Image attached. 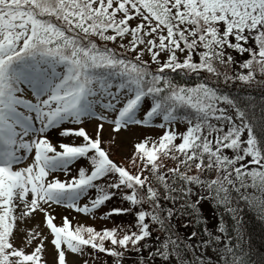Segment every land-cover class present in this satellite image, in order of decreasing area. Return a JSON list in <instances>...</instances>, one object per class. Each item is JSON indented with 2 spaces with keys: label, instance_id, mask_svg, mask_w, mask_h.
<instances>
[{
  "label": "snow or ice",
  "instance_id": "1",
  "mask_svg": "<svg viewBox=\"0 0 264 264\" xmlns=\"http://www.w3.org/2000/svg\"><path fill=\"white\" fill-rule=\"evenodd\" d=\"M254 83L264 0H0V264H48L45 241L54 264H264L239 207L264 219V103L221 90ZM134 126L163 134L129 170L111 155ZM37 214L49 235L18 246Z\"/></svg>",
  "mask_w": 264,
  "mask_h": 264
},
{
  "label": "rangeland",
  "instance_id": "2",
  "mask_svg": "<svg viewBox=\"0 0 264 264\" xmlns=\"http://www.w3.org/2000/svg\"><path fill=\"white\" fill-rule=\"evenodd\" d=\"M239 59V57H237ZM31 98L30 94L29 97ZM106 131L103 133L106 141L110 140L112 137L111 129L108 125H105ZM87 131L89 133H94L95 126L94 124H89L86 126ZM184 127L181 126L180 131H183ZM163 134V129L158 127H139L134 126L128 131H122L118 136H116V144L117 147L112 148L111 158L117 162L118 164H122V166L127 167L129 170L134 169V165L129 161L128 157H131L133 154V146L136 142H139L146 137L152 138L153 140L158 139ZM57 141L53 139V143L55 144ZM64 142H68L65 140ZM79 141H77L78 143ZM105 147H111L110 144L105 143ZM64 177L61 175V179ZM55 208V215L57 219L54 221L57 225L62 223L60 217L68 216L70 220H72L74 225L83 224L86 226H94L97 229H102L107 221L101 220L99 218V213L96 214L95 218H89L84 216L83 214L76 213L74 210H65L59 206H53ZM104 211V208L101 209ZM106 212V211H105ZM20 228L24 229V231H18L16 236V244L18 246H23L24 237L27 235V231L35 229V231L40 232L42 235H49V230L45 224V217L43 214L35 215V218H25L23 222H20ZM49 239L51 237L49 236ZM47 247L45 251V259L48 264H54L55 260V252L53 250V246L45 241ZM32 248L29 247L28 251H31ZM70 259H72L70 257Z\"/></svg>",
  "mask_w": 264,
  "mask_h": 264
},
{
  "label": "trees",
  "instance_id": "3",
  "mask_svg": "<svg viewBox=\"0 0 264 264\" xmlns=\"http://www.w3.org/2000/svg\"><path fill=\"white\" fill-rule=\"evenodd\" d=\"M247 58V57H245ZM232 70H229V74H231ZM261 77L257 75V80H260ZM177 82H183L179 77H177ZM196 82L195 79L187 81L189 85H192ZM222 91H228L230 95L233 97H238L243 101H247L249 99L255 101L256 105H260L264 103V88L257 87L254 83L252 86L249 87H241L239 85L233 87L232 85H229L227 89L223 88ZM179 142V141H177ZM122 165V164H120ZM169 166H172L169 164ZM113 205L109 204L108 207H112ZM127 205H125L126 207ZM241 209V219L243 224L245 225L247 238L251 244V247L256 253H259L258 255H255L254 259L256 261H259L261 258V255H264V219L261 218L260 212L258 209L246 206L244 203H241L239 205ZM107 208H104V211H107ZM223 212V209H217L214 210L212 207H210L208 204H204L203 208V215L207 216L210 220H212V223H215V215ZM132 218L129 216H121L116 217V223H127ZM225 219L229 221V224H231L230 217L225 213ZM106 225L103 227L111 228L113 227V223L111 221H107ZM99 230V229H98Z\"/></svg>",
  "mask_w": 264,
  "mask_h": 264
}]
</instances>
